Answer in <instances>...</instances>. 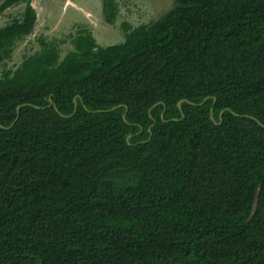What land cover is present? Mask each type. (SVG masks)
I'll return each instance as SVG.
<instances>
[{
  "label": "trees",
  "instance_id": "trees-1",
  "mask_svg": "<svg viewBox=\"0 0 264 264\" xmlns=\"http://www.w3.org/2000/svg\"><path fill=\"white\" fill-rule=\"evenodd\" d=\"M20 2L0 62L34 29L32 0L0 14ZM124 30L0 76V264H264V0H173Z\"/></svg>",
  "mask_w": 264,
  "mask_h": 264
},
{
  "label": "rangeland",
  "instance_id": "rangeland-1",
  "mask_svg": "<svg viewBox=\"0 0 264 264\" xmlns=\"http://www.w3.org/2000/svg\"><path fill=\"white\" fill-rule=\"evenodd\" d=\"M104 1L32 0L37 14L34 29L13 43L9 57L0 62V76L15 69L25 56L39 52L44 43L56 45L62 58L73 48L72 40L79 30L90 32L99 46L122 42L125 24L135 27L149 23L173 5V0H114L117 13L108 22ZM23 6L20 2L3 11L0 26L18 17ZM107 13L110 14L108 9Z\"/></svg>",
  "mask_w": 264,
  "mask_h": 264
},
{
  "label": "water",
  "instance_id": "water-1",
  "mask_svg": "<svg viewBox=\"0 0 264 264\" xmlns=\"http://www.w3.org/2000/svg\"><path fill=\"white\" fill-rule=\"evenodd\" d=\"M34 9H35V8H34ZM49 100H51V99H49ZM205 100H206V97L203 98V100H202L200 103H198V104H202V103H204ZM182 101H187V100H186V99H181V100H179V101L177 102V107H178L180 110H181V103H182ZM73 102H74V111H73V112H75V110H76V97L73 98ZM187 102L190 103V104H194V103H192V102H190V101H187ZM52 105H53L54 109L57 110L55 103H52ZM20 106H21V105H18V106H17V111L19 110V107H20ZM36 107H39V106H36ZM115 108H116V106H113L111 109H115ZM181 113H182V112H181ZM221 113H222V111L220 112V116H221ZM233 114L237 115V114L234 113V112H233ZM241 116H243V117H247L248 115H247V114H244V115H241ZM17 117H18V113H17V116L15 117V119L12 121V123H11L9 126H7V128L14 124V122H15L16 119H17ZM122 117L125 118V113H123ZM210 118H211L212 120H214L213 115H212V111H210ZM257 123H258L259 125H261V126L264 127V125H263L259 120H257ZM0 126H1V127H4V126H2V125H0ZM258 196H259V187H257V189H256V191H255V194H254V197H253V200H252V204H251L250 213H249V216H248V218H247V221H249V220L251 219V217L253 216V214H254L255 211H256L257 202H258ZM37 264H39V263H37Z\"/></svg>",
  "mask_w": 264,
  "mask_h": 264
}]
</instances>
